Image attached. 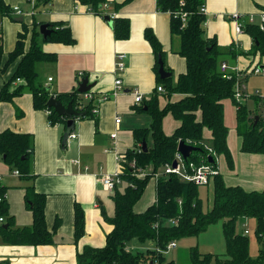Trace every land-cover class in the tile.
Instances as JSON below:
<instances>
[{
    "label": "trees",
    "instance_id": "16d2710c",
    "mask_svg": "<svg viewBox=\"0 0 264 264\" xmlns=\"http://www.w3.org/2000/svg\"><path fill=\"white\" fill-rule=\"evenodd\" d=\"M51 0H36L34 9L47 5ZM76 4L86 6L89 11L101 15L108 21L114 38L125 40L130 35V21L127 17L115 16L110 19L103 14V5L108 3L114 10L120 9L131 0H73ZM205 0H155L158 11L169 14V29L172 39L178 38V46L173 50L184 58L185 69L172 77L161 78L158 74V57L163 60L164 51L153 30H143L145 39L151 46L155 62L153 65L156 83L165 90L166 102L159 105V93L155 89L148 99L136 106L137 111L147 113L151 118L148 127L132 129L134 147L122 152L119 162L118 177L122 189L114 184L110 194L113 201V213L107 215L105 209L101 213L112 229L105 236L103 246L85 245L76 253L77 264H177L173 259H166L164 251L170 242L184 237L198 235L206 227L218 220L222 222L225 252L214 254L200 252L196 245L189 248L190 264H264V188L247 190L239 184H226L217 169L216 156L222 154L229 168L233 167L232 155L227 145L228 129L224 123V100L229 98L235 105V130L240 137V151L245 153L264 154V95L251 94L254 109L234 98L236 74L220 70L225 59L234 62L238 55H264V22L263 28L257 23L245 20L242 32L248 34L252 45L248 50H241L233 43L221 47L215 35L207 36L205 32L206 14L203 12ZM106 9V8H105ZM12 7L0 0V19L10 16ZM108 9H106L107 12ZM264 13V6L261 8ZM13 18V17H12ZM48 21V20H47ZM44 22L36 15L29 22L20 21L21 29L6 62L2 63L3 45L0 35V73L6 66L18 59L17 66L11 76L3 83L0 90V101H12L14 97L24 93L32 96L34 109L45 110L50 125L65 123L66 116L59 115L47 100L53 96L64 106L71 103L77 116L72 118L91 117V108L96 93L87 92L92 98L85 100L83 93L76 87L69 91L51 92L47 85L41 83L36 71L38 62H54L57 54L44 51L41 42H57L73 44L75 38L66 21H48L51 33L39 41V25ZM164 62V60H163ZM258 65V64H257ZM165 70L172 72L165 66ZM250 74V73H249ZM247 73L240 80L245 79ZM86 77L85 74L75 76L77 82ZM20 79L12 86L13 82ZM173 94L178 97L171 99ZM178 121V125L170 134L162 130V119L166 114ZM258 115L255 123L254 116ZM205 128L209 131L205 136ZM150 138V140H149ZM208 140V141H206ZM145 142L147 150H142ZM151 141V144L150 142ZM180 141L198 147L184 162L195 165L209 163L218 172L211 176L209 185L212 189L211 204L206 210L202 207L199 196V185L181 180L175 174H162L163 166L171 162L177 152ZM208 142V143H205ZM33 154L32 135L28 132L14 131L6 128L0 131V159L10 169H16L21 177L31 180L30 161ZM211 156L213 161H208ZM134 161V167L129 163ZM151 170L144 176H137L138 170ZM158 175L155 188V200L143 211L133 209L141 198L150 177ZM5 187L0 183V194ZM25 202L32 213V223L28 226H14L13 217L7 215L5 201L0 206V214L5 216L6 227H1L0 236L8 244H49L53 243L55 231L59 225L57 217L49 228L45 221L46 195L35 191L33 184L25 186ZM240 217L255 219V235L260 245L255 256L249 253V238L236 231V221ZM73 238L76 242L85 233L84 211L78 202L73 206ZM147 244V249L131 251L127 244L131 241ZM151 243V245H149Z\"/></svg>",
    "mask_w": 264,
    "mask_h": 264
},
{
    "label": "crops",
    "instance_id": "0c3cea01",
    "mask_svg": "<svg viewBox=\"0 0 264 264\" xmlns=\"http://www.w3.org/2000/svg\"><path fill=\"white\" fill-rule=\"evenodd\" d=\"M4 1L11 7L19 6L22 13L17 15L11 10L10 16L0 19L3 64L7 60L8 52L15 45L17 32L21 29L17 18L22 17L23 21L29 22L31 16L36 15L38 20L66 21L75 38L73 44L40 43L44 51L57 54L54 62L36 64L38 78L44 85L50 82L48 87L51 92L69 91L73 87L77 89L78 83L83 78L77 82L75 76L85 74L88 82L94 84L90 89L96 93L95 98H97L103 93L111 94L116 76L122 79L123 89L101 101L97 105L98 112L95 115L74 119L72 132L76 134V137L67 138L64 144L63 133L66 122L50 125L47 112L33 108L30 93L14 97L12 101H0V131L9 128L14 131L28 132L32 135L33 143L30 172L34 176L31 180L21 177L19 172L15 174L16 169H9L0 159V183L5 187L7 215L13 217L14 226H28L32 223V213L27 208L24 198L25 186L32 183L35 191L46 195L47 226L51 228L55 219L59 218L53 243L14 245L4 242L0 236V264H77L76 253L85 245L103 246L106 234L112 229V225L104 220L101 213L102 207L107 215L110 216L113 213V201L111 200L112 210H109V200L104 198L106 191L101 184V177L115 172L119 166L117 155L134 147L132 129L148 127L151 123L147 113L137 111L136 106L139 104L134 102L133 94L130 92L132 88L137 89L145 100L157 87L153 68L155 58L150 44L143 35L144 28L150 27L159 39L164 51V67L171 68V77L175 73L176 79L177 74L184 71V58L173 52L178 46V38L172 39L169 14L158 11L155 0H131L117 11L107 3L106 9L114 12L115 16L127 17L130 21V35L125 40L115 39L105 18L89 11L86 6L76 4L73 0H51L39 9L33 7L36 0ZM262 6H264V0H205L206 35H215L221 47L233 43L241 50H248L252 45L250 36L244 32L236 34L234 22L230 16L233 12H237L243 22L248 16L258 20ZM39 41H42L41 35ZM117 53L125 54V67L118 74L114 71ZM222 62L243 71L251 69L255 64L264 67V55H238L234 62H231L229 58ZM17 63L18 59L8 64L0 73V90L15 70ZM249 75L252 74L247 73L244 79L246 91L257 92V89L249 90L253 89V85L250 88L247 85ZM49 77L52 78L51 81H48ZM15 84L16 81L12 86ZM158 93L159 97L164 96L165 103L167 99L165 90ZM178 96L179 94H173L170 98L174 99ZM163 104L159 102L160 106ZM226 106L235 127L236 107L233 110L232 105ZM116 117H120L119 123L115 122ZM173 120L172 131L178 125V121L174 118ZM113 132H116L115 138L111 137ZM236 136V148L239 149L240 137L237 134ZM245 154H250L248 163L250 161L249 166L253 167V174L250 175L249 181H244L246 186L238 181L231 184L237 183L247 190L263 189L264 154ZM239 156L247 159V155L239 154ZM150 170L151 166L143 171L146 173ZM157 173L161 174V172ZM14 176L18 178L4 180L6 177ZM157 178L152 176L149 179L154 182V193L145 208L155 200ZM233 178L237 180L236 176ZM75 202L81 205L85 218V233L76 242L73 238ZM144 209L136 208L135 211L140 212ZM128 244L127 249L133 252L143 251L149 247L147 244L134 240Z\"/></svg>",
    "mask_w": 264,
    "mask_h": 264
},
{
    "label": "rangeland",
    "instance_id": "374dc122",
    "mask_svg": "<svg viewBox=\"0 0 264 264\" xmlns=\"http://www.w3.org/2000/svg\"><path fill=\"white\" fill-rule=\"evenodd\" d=\"M257 65V64H255ZM175 80V73L172 76V81ZM50 82H48V85ZM47 85V86H48ZM247 85L250 88L251 85H253V89L249 90H255L257 89V92L260 93L261 95H264V77L261 75L257 74H252L247 77ZM261 86V87H260ZM256 92H251L249 94H254ZM160 104H163L165 99L164 96L160 95ZM254 99L247 98L245 103L246 106L253 109L255 107L254 105ZM224 118H225V125L228 129L227 133V145L229 147V150L232 155V160H233V167L229 168L228 164L226 163V160L222 154L216 156V164H217V169L220 171V174L222 175L224 181L226 184L234 183V181H238L239 183H243V185L246 186L244 181H249L250 180V175L253 174V167L249 166L250 161L248 163V156L250 154H245L239 151L237 146V136H236V130L234 127V120L230 119V115L228 114L227 110V104L232 105V109H235V105L232 104V101L227 98L224 100ZM259 109L264 110V105L259 104L258 105ZM233 115V113H232ZM174 125V120L172 116L168 113L164 116L162 119V130L165 133H171L173 126ZM204 134H208V130L205 128ZM150 140V138H149ZM208 141V140H206ZM205 143H208L206 142ZM150 142V141H149ZM239 154L247 155V159L245 160L244 158L240 157ZM253 163V162H252ZM11 172V171H10ZM236 176L237 180H235L233 177ZM14 178L18 177H6L4 180L9 181ZM237 184V183H235ZM118 188L122 187V184L118 183L117 185ZM199 190V196L202 201V207L204 210L208 209L211 204V196H212V189L211 186L208 185H199L198 187ZM104 193V198L106 200H109V210H112V199L110 197L111 191H107ZM154 193V182L153 180L148 181L146 184L145 190L139 199V201L135 204L134 210L137 209H144L145 206L147 205L148 201H150L151 197L153 196ZM221 224L222 222L220 220L213 222L209 224L205 230L200 232L198 235L195 236H190V237H184L179 240H176V244L172 248H168L166 251H164V256L166 259H173L176 263L178 264H190L189 261V248L191 246L196 245L198 250L200 252H210L214 254H222L225 252V245H224V240H223V235L221 231ZM236 231L246 234L249 238V253L251 256H255L257 254L258 247L260 246L258 244V241L256 239V235L254 232L255 229V219L251 217H240L236 221ZM244 230H248L247 233H244ZM129 245V244H127Z\"/></svg>",
    "mask_w": 264,
    "mask_h": 264
},
{
    "label": "built area",
    "instance_id": "2783aa9c",
    "mask_svg": "<svg viewBox=\"0 0 264 264\" xmlns=\"http://www.w3.org/2000/svg\"><path fill=\"white\" fill-rule=\"evenodd\" d=\"M103 7H104L103 8V14H106L107 18L112 19L115 17L114 12L109 11V10H107V12H106L105 8H107V3H105L103 5ZM202 10L205 13L204 8H202ZM12 12L14 14L16 13L17 15H20L22 13V9L19 6H12ZM230 17H231L232 21L234 22V32L236 34H240L242 32V23H243V21L241 20L240 14H238L237 12H233ZM246 21L250 22V23H257V24H259L260 28H263L264 13L261 12L258 20H256L253 16H248L246 18ZM124 57H125V54H123V53H117L115 56L116 60H115L114 71L117 72V74L119 72L123 71V69L125 67ZM220 70L222 72H225V73L233 71L236 74L237 79L235 81V87H234V98L237 102H243L244 100L249 98L251 95L246 91L244 79L240 80V78L244 74L250 73V74H257V75L264 76V67L259 66V65H255L249 70H243L242 71L240 68H238L236 66H229V65H227L226 62H221ZM51 79L52 78L49 77L48 81H51ZM19 81H20L19 79L16 80V82H19ZM113 85L114 86H113V90H112L111 94L103 93L100 96H98L97 98L93 99L94 106L91 108V111H90L91 115H95L98 112L97 105L101 101L105 100L109 96H112V95L118 93L119 91H121L123 89L122 79L119 76H116L114 79ZM156 90L158 92H163L164 87L162 85H157ZM130 92L133 94L134 102L136 104H141L142 100L144 99L143 95L135 88H132ZM255 94H260V93L256 92ZM84 97H85V99H91L92 98L91 94H88L87 92L84 93ZM262 116L264 118V113ZM115 122L119 123L120 117H116ZM75 137H76V134L72 131L68 135V138H75ZM111 137L115 138L116 132H113L111 134ZM121 159H122L121 155L120 154L117 155L118 164H119ZM173 161H176L175 166H172ZM129 165L134 167L135 162L132 161L129 163ZM118 171H119V166L115 172L103 175L101 177L100 181H101V184H102L104 190L111 191L114 189V184L119 182ZM138 171L139 172L136 173L137 176L145 175V172L143 170H138ZM217 172H218V170L216 168H213L212 165H210L209 163L195 165L194 163L190 162L188 165H186L181 154L177 151L175 156H174V159L171 162L166 163L164 165L162 174L165 175V174H171L172 173V174L177 175L181 180L191 181L197 185H208L210 182L211 176L216 174ZM14 173L18 174V171L15 170ZM159 174L160 173L156 172V173H154L153 176L158 177ZM5 200H6V195L4 192V193L0 194V206H1L2 202ZM4 224H5V216L3 214H0V229ZM243 232L247 233L248 230H244ZM262 240L264 243V237ZM174 246H175V242H170L168 244L167 248H172ZM151 264H155V263H151Z\"/></svg>",
    "mask_w": 264,
    "mask_h": 264
},
{
    "label": "water",
    "instance_id": "95a60500",
    "mask_svg": "<svg viewBox=\"0 0 264 264\" xmlns=\"http://www.w3.org/2000/svg\"><path fill=\"white\" fill-rule=\"evenodd\" d=\"M18 21H22L23 18L22 17H18L17 18ZM39 33L42 36V38H45L46 36H48L52 29L49 27L48 21L44 20V22H42L39 25ZM158 74L161 78H167L171 76V73L167 70H165L164 67V63L163 60L161 59V57H158ZM94 84L93 83H89L88 82V78L85 77L83 78L77 86V91L79 93H85L87 90H89ZM47 105L49 107H52L54 109V111L56 113H58L59 115L62 116H66L67 120H66V129L63 133V144L65 143L66 139L68 138V135L70 134V132L73 130L74 128V118H72L73 116H77L78 112H75L74 109L72 108L71 103H68L66 106H64L59 100L55 99L53 96H51L48 100H47ZM258 119V115L256 114L254 116V120L255 123ZM141 147L142 150L146 151L147 150V145L146 143L143 141L141 143ZM199 148L196 146H193L191 144L185 143L183 141H180L178 143L177 146V151L181 154L182 158L185 160L193 151L198 150ZM208 161L212 162L213 159L211 156H208ZM176 165V161L172 162V166ZM7 225H3V227H6Z\"/></svg>",
    "mask_w": 264,
    "mask_h": 264
}]
</instances>
